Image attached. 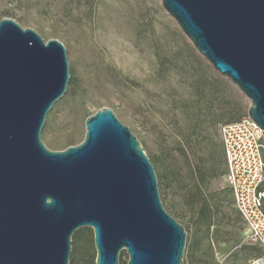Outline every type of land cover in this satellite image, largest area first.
<instances>
[{"label": "water", "instance_id": "1", "mask_svg": "<svg viewBox=\"0 0 264 264\" xmlns=\"http://www.w3.org/2000/svg\"><path fill=\"white\" fill-rule=\"evenodd\" d=\"M196 51L249 100L264 135V0H161ZM70 79L66 49L0 20V264H69L90 227L95 264H184L186 231L160 200L154 167L109 108L61 151L41 140Z\"/></svg>", "mask_w": 264, "mask_h": 264}, {"label": "rangeland", "instance_id": "2", "mask_svg": "<svg viewBox=\"0 0 264 264\" xmlns=\"http://www.w3.org/2000/svg\"><path fill=\"white\" fill-rule=\"evenodd\" d=\"M2 18L66 49L67 89L41 132L48 149L79 144L85 119L109 108L140 142L165 211L186 231L184 264H249L260 255L224 175L215 176L219 127L247 117L250 102L196 51L161 0H0ZM95 256L92 229L76 230L69 264H95ZM127 259L122 251L119 264Z\"/></svg>", "mask_w": 264, "mask_h": 264}, {"label": "built area", "instance_id": "3", "mask_svg": "<svg viewBox=\"0 0 264 264\" xmlns=\"http://www.w3.org/2000/svg\"><path fill=\"white\" fill-rule=\"evenodd\" d=\"M225 180L250 243L260 255L249 264H264V135L251 119L219 127Z\"/></svg>", "mask_w": 264, "mask_h": 264}, {"label": "trees", "instance_id": "4", "mask_svg": "<svg viewBox=\"0 0 264 264\" xmlns=\"http://www.w3.org/2000/svg\"><path fill=\"white\" fill-rule=\"evenodd\" d=\"M215 156H216L215 161H216V164L218 165V170L215 176L220 177L221 175H225V160H224L223 150L222 148H220V146L215 148ZM200 183H201V180H200ZM198 188L200 189L199 183L196 184V189L198 190ZM201 202H206L205 196L202 197Z\"/></svg>", "mask_w": 264, "mask_h": 264}]
</instances>
